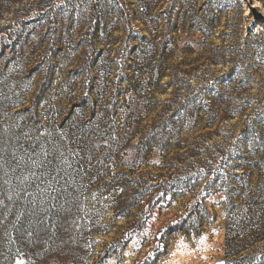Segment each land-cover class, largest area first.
I'll list each match as a JSON object with an SVG mask.
<instances>
[{
    "label": "rangeland",
    "instance_id": "rangeland-1",
    "mask_svg": "<svg viewBox=\"0 0 264 264\" xmlns=\"http://www.w3.org/2000/svg\"><path fill=\"white\" fill-rule=\"evenodd\" d=\"M240 186L264 200V0H0V264H264Z\"/></svg>",
    "mask_w": 264,
    "mask_h": 264
},
{
    "label": "trees",
    "instance_id": "trees-1",
    "mask_svg": "<svg viewBox=\"0 0 264 264\" xmlns=\"http://www.w3.org/2000/svg\"><path fill=\"white\" fill-rule=\"evenodd\" d=\"M136 67L138 64H136ZM114 107H112L111 105L106 107L105 110H104V116H103V119H104V122L105 124H111L113 119H114ZM171 117L173 119H177L180 117V115L178 114V112H174L172 113ZM85 135V134H84ZM19 175H17L16 177H18ZM249 178V177H248ZM250 179V178H249ZM246 183H249V181L247 180H241V184L242 185H245ZM243 188L240 186V188H238L237 190H235V193L234 195L236 197H240L241 199H246V198H249L248 199V202H249V220H256L257 222H259L258 226H259V229H262L264 230V200H262V197L257 195L255 193L254 196H252L251 198L250 197H247L244 195V193L242 192ZM24 203L22 201H19V204H16V210H17V214L19 213H24V216L22 218V220L19 222L21 224V226H19L17 228V231L19 233H21V231H23L25 228H29V227H32L35 225V222L39 220V218L35 217V218H30V217H27L28 214H29V206H25L23 205ZM244 206L242 204H237V203H234L232 204L230 207L227 208V211H226V219L224 221V224L225 226H228L230 224V222L232 221V212H242ZM126 210V207L124 209H122V211ZM232 210V211H231ZM24 223V225H23ZM34 224V225H33ZM233 225V224H232ZM232 225L230 224V226L232 227ZM231 227H227V229H229L230 231H232V228ZM181 229L180 230V233H184V234H188L190 233V231L188 230V228L185 227L184 224H182L181 227H179ZM36 232L38 234H36V236H40L42 235L43 232H45V229H42V225L38 226V228H36ZM16 231V232H17ZM247 234V233H245ZM257 237H254V238H264V233L262 234H259L257 233ZM18 235V233H17Z\"/></svg>",
    "mask_w": 264,
    "mask_h": 264
},
{
    "label": "bare ground",
    "instance_id": "bare-ground-1",
    "mask_svg": "<svg viewBox=\"0 0 264 264\" xmlns=\"http://www.w3.org/2000/svg\"><path fill=\"white\" fill-rule=\"evenodd\" d=\"M248 14H251V11H249V9L247 10V15H248Z\"/></svg>",
    "mask_w": 264,
    "mask_h": 264
}]
</instances>
